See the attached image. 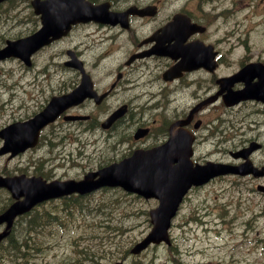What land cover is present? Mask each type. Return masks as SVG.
<instances>
[{
  "label": "rangeland",
  "instance_id": "rangeland-1",
  "mask_svg": "<svg viewBox=\"0 0 264 264\" xmlns=\"http://www.w3.org/2000/svg\"><path fill=\"white\" fill-rule=\"evenodd\" d=\"M249 25L251 28L245 32L247 49L253 57L264 55V12L255 14ZM80 37L81 35H77L76 39ZM122 40V37H117L114 41L103 38L94 44L96 48L94 52L85 55L89 62L96 63V67L91 70V74L97 81L99 88L104 87L112 77L121 56V53L117 50L105 56L104 53L117 48ZM52 51L53 49L45 51L39 56L38 60H42L43 56H49L48 54ZM98 54L103 55V58L96 59ZM235 55H239V48L235 49ZM35 70L38 69L32 71ZM7 73L12 74V72ZM2 77L0 82L3 83ZM138 93L139 97L136 102L140 104L146 102L154 104L153 102L160 100L159 95H152L149 99V93H145L143 90H139ZM131 95V92L124 95H114L108 99L106 104L109 106L114 105L123 98L132 97ZM172 99L174 101H166L162 106L169 108L175 104L181 105L183 103L181 95L176 94ZM87 110L89 111L90 107H87ZM143 111L142 116L139 117L142 122H150L152 118L158 115L168 117L165 110L160 108H144ZM230 114L235 116L236 119L239 117L237 108L231 110ZM8 118H10V111L0 109V126ZM207 118L209 117L207 116ZM212 123L213 121H208V124L212 125ZM132 124L130 121L124 122L122 128L129 129ZM246 129L245 125L237 123L230 130L234 133V138L221 146L223 150H217L214 135L210 136L206 143L202 144L198 141L196 159L198 161L202 158L211 160L228 159V149L239 148L250 138L251 133ZM86 137L82 135L79 138L80 141L75 139L74 142L55 146V155L58 153V156H60L63 149H66L69 155L68 158L66 156L63 167H58L56 160L52 161L53 173H48V176L62 180L80 178L93 168H98L109 163V161L119 159L121 156L120 150L125 146L122 142L111 145L106 141L102 145H92L89 144L92 136L89 135L87 143ZM42 154L43 151L41 156ZM33 156L35 157L36 153H33ZM27 158L30 160V155H27ZM254 160L258 165L264 163V146L255 154ZM6 163L7 161L4 158H0V174L4 172L3 169L6 168ZM255 201L258 202V205L252 204L253 201L245 188L237 191V187H231L225 182L215 181L209 183L190 194L183 203L178 216L173 220L169 231L170 237L173 239L172 246H151L140 255L133 256L130 255L129 249L150 231L151 224L148 211L156 207L157 201L144 200L119 188H104L83 198H67L65 208L59 212H53L57 209V204L45 205L41 209L38 221L44 227V235L47 233L54 235L51 241L53 243L55 239L57 242L54 247L65 248L73 246V243L80 244L83 252L81 262L76 259L72 261L68 258L64 260L51 258L49 262H46L52 243L50 249L45 253L42 252L41 260L44 264L45 262L48 264H108L119 260L123 264H264V245L258 249L255 244V236L251 234L247 241L239 243L232 239L233 232L238 227L244 224L249 228L253 225V220L250 218L256 219L264 214V211L261 212L260 210L261 206H264V198L256 197ZM56 202L54 201V203ZM246 205L250 208L248 212L245 211ZM240 211L244 215L237 217L235 213H240ZM36 213L37 211L32 213L35 218ZM233 215L236 217L234 216L229 222V226H232L229 230L227 219ZM263 223L264 221H259L254 230H257ZM212 228L220 229L219 234L215 231H209ZM255 234L264 241V232ZM75 249L77 252H81L78 245H75ZM193 249H197L199 253L192 255ZM38 251H40V248L34 252L30 251L29 257H36ZM79 255L75 253V258ZM29 262L35 264V261L29 260ZM4 263L22 264L13 258H10L9 261L6 260ZM36 264H40L39 260Z\"/></svg>",
  "mask_w": 264,
  "mask_h": 264
},
{
  "label": "flooded vegetation",
  "instance_id": "flooded-vegetation-1",
  "mask_svg": "<svg viewBox=\"0 0 264 264\" xmlns=\"http://www.w3.org/2000/svg\"><path fill=\"white\" fill-rule=\"evenodd\" d=\"M263 1L264 0H121L120 3L127 6H122L116 2H110L111 10L127 14L125 18L122 17L123 24L107 25L105 27H101L103 25L100 26V28L105 30L103 35H108L107 39L114 41L117 37L123 38L122 43L117 48L106 51L104 56L117 50L122 54L123 61L114 70V77L110 79L109 83H107L104 88H97V81H94L93 86H95L94 88L98 94L107 91L109 88L110 95H114L118 92L125 94L126 91L131 89L129 83H126L128 69L132 65L144 62L148 59L165 60V63L161 65V70L157 76V78H160L162 71L173 64L171 59L151 55L147 58L135 60L130 64H126V60L130 55L146 51L156 44H167L168 39L171 36L167 31L162 29L170 22L172 17L177 14L187 17L191 23L198 25L196 32L189 33L187 29L188 21L186 19V28L185 30L182 29L185 37L183 45L197 47L200 43L212 45L213 50L216 52L215 60L217 63L216 69L213 72L200 68L184 72L180 78L171 82H166L169 84L178 82V85L183 92L193 96V100L186 112L178 116H173L171 119L166 117V121L160 122L159 120V123H157V119L155 118H153L149 124L140 121L139 117L142 116L144 108L149 109L152 105L140 106L138 102H134L136 97L123 99L117 105V108L122 105L127 106L126 112L122 116V121L127 123L131 120L133 126L147 127L149 128V132L147 138L135 141L129 137L131 129L124 130L121 127V131H119L118 125L120 123L116 124L113 129H117L121 139L127 142L126 148L123 149L122 152H125L130 148L129 143H131L132 146L143 147L144 149L162 143L168 137L169 124L176 120L187 121L184 126L193 133L196 132L195 142L199 140H207L211 135H214L217 150H223L221 146L230 142V140L234 138V133L230 132V130L233 129L237 123L245 125L247 131L251 124L258 123L261 117L264 119V104L262 102L257 100H247L228 107L224 104L222 99L224 92L217 96V99L213 104L202 107L199 112L193 114L189 119H185L189 108L204 98L219 91L220 78L230 76L237 69L247 63L264 62V55L253 57L252 55L244 53L237 57L235 56V48L237 46L246 45L236 36L239 29L238 27L240 26L244 28V32L251 28L249 25L251 18L254 17L255 14L260 13L258 8ZM3 5L10 11H13L16 15L20 16V23L25 25L24 28L28 29L26 26L28 24L32 29L38 27L39 18L33 14L31 0H7L0 3V7ZM246 12L248 13L246 14ZM212 28L214 30H212ZM71 34L72 32L69 36ZM69 48L75 50L74 46ZM100 58H103V55L98 57V59ZM117 74H120V78L115 80ZM92 78L94 79V77ZM241 88V83H235L231 86V89L234 91L240 90ZM163 91L165 92V90ZM164 92H162V94ZM104 103L105 98L101 101L98 107L101 109L104 106ZM80 106H83V104ZM157 106L163 107L161 102H158ZM213 108L220 110L221 114L217 115L214 119L207 118V115H203L204 111ZM234 108L238 109L239 117L237 119L230 114V111ZM208 121H213L212 125L208 124ZM194 123H198L197 129H194ZM199 131L202 132L201 135ZM250 142L251 139L248 140L246 145ZM244 147L245 145L238 149ZM233 149H235V147ZM227 152L230 153L229 149ZM206 160L207 159L202 158L201 162L203 163ZM226 161L229 160H223L220 162ZM258 167L264 169L263 164L258 165ZM259 178L260 176L254 177L250 174L244 176L228 175L216 178L213 181L217 180L219 182L228 183L229 185L240 183L243 186H247L257 183L256 179L258 180Z\"/></svg>",
  "mask_w": 264,
  "mask_h": 264
},
{
  "label": "water",
  "instance_id": "water-1",
  "mask_svg": "<svg viewBox=\"0 0 264 264\" xmlns=\"http://www.w3.org/2000/svg\"><path fill=\"white\" fill-rule=\"evenodd\" d=\"M260 72L263 86L264 68ZM246 73H249V70H246ZM2 135L4 136L3 132ZM12 138L15 141L17 134L13 133ZM171 150L173 147L168 146L157 154L134 156L124 160L107 168L96 181H84L79 184L71 181L63 183L61 188L54 189L55 195L60 196L73 191L84 193L102 185H120L128 191L137 192L145 197H156L160 200V205L156 210L151 211L154 227L144 242L148 244L150 241L166 240L169 220L187 188L191 184H201L210 176L217 174L213 167L193 168L188 158H176L170 154ZM173 162H177V165L172 166ZM134 180L139 181L138 186L133 184ZM31 183L25 181L17 186L18 194H24L25 199L28 194L29 200L34 191ZM23 205L25 200L16 206L22 208Z\"/></svg>",
  "mask_w": 264,
  "mask_h": 264
}]
</instances>
